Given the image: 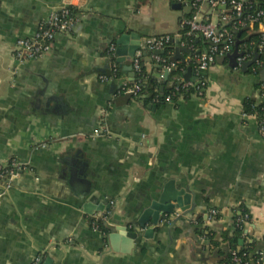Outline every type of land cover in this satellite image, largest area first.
<instances>
[{"label": "crops", "instance_id": "0c3cea01", "mask_svg": "<svg viewBox=\"0 0 264 264\" xmlns=\"http://www.w3.org/2000/svg\"><path fill=\"white\" fill-rule=\"evenodd\" d=\"M155 1L168 2L0 0V161L31 167L0 197V264H31L36 256L51 264H211L187 247L205 241L196 229L208 227L211 207L222 210L210 226L221 233L246 206L247 240L264 248V132L243 115L244 99L258 96L259 75L216 62L203 95L149 105L119 92L128 75L117 84L99 79L121 30L142 39L179 31L181 15L162 19ZM62 4L81 10L72 28L45 58L14 67L16 40L34 35ZM181 55L192 65L190 54ZM144 64L152 71L151 57ZM98 129L107 134L95 136ZM166 179L193 192V218L164 223L129 253L114 250L93 228L99 215L85 211L84 193L111 211L103 223L110 235Z\"/></svg>", "mask_w": 264, "mask_h": 264}, {"label": "built area", "instance_id": "2783aa9c", "mask_svg": "<svg viewBox=\"0 0 264 264\" xmlns=\"http://www.w3.org/2000/svg\"><path fill=\"white\" fill-rule=\"evenodd\" d=\"M173 4H181L183 7H188L186 12L180 19V28L174 34H161L145 37L142 40L140 48L132 57V64L135 72L141 71L142 56L145 52H151V58L156 62L164 59L159 51L165 50L171 43L174 42L175 48L177 45L187 47L190 52V62L193 66V76L190 80H185L182 73L174 76V84L172 91L164 97L165 102H173L174 96L182 90H192V95L201 96L209 84L208 72L210 68L217 62V59L232 52L237 44L238 34L246 30L248 35L256 33L259 35V43L257 51L261 56L264 55V0H168ZM70 4H62L58 8L52 10L49 16L43 20L33 37H25L17 39L13 56L15 59L24 62L29 59L44 58L51 50L53 41L56 36L69 31L77 19L73 15ZM184 30V31H183ZM183 31V32H182ZM201 40L202 45H197L196 41ZM242 47L239 45V50L244 51L242 56L237 58L238 67L253 59L254 56L246 54V48L249 43L244 39L241 40ZM178 43V44H177ZM117 45L111 42L108 47V56L117 58ZM175 51L172 52V56ZM181 61H170L161 73L171 70L172 67L178 68ZM264 65V59H256L252 65V73L258 75L257 70ZM114 75L108 76L101 74L99 79L102 82H110L116 77L118 70L117 63L112 65ZM122 79V78H121ZM120 79V80H121ZM140 90L139 84H130V80H122L120 83L119 92L131 93L132 96H138ZM260 96L264 98V82L260 86ZM161 97L156 96L155 101L160 102ZM245 117L253 116L243 112ZM260 129L264 132V122L259 123ZM107 133L102 130H96L95 136H104ZM41 145H45L44 143ZM29 163L23 162L17 158H11L5 161H0V197L5 193L6 189L11 186L12 179L24 172H30ZM114 203V202H113ZM241 206L234 210L233 224L244 228L245 237H248L249 230L253 226V218L248 210L242 212ZM111 211L106 212L103 216H93L92 226L95 230L101 232L104 236L108 235L103 223L109 216ZM223 218L222 210L217 207H211L207 213L206 222L208 227L220 221ZM169 222L168 219L164 220ZM197 223V221H195ZM205 241L207 240L204 236ZM264 242V236L262 238ZM239 249H230L232 261L235 264H264V248L257 250L255 256L248 257V253L240 255ZM31 264H42V257L36 256ZM217 264H220L217 263Z\"/></svg>", "mask_w": 264, "mask_h": 264}, {"label": "water", "instance_id": "95a60500", "mask_svg": "<svg viewBox=\"0 0 264 264\" xmlns=\"http://www.w3.org/2000/svg\"><path fill=\"white\" fill-rule=\"evenodd\" d=\"M172 7L175 9L182 8L181 4L178 3L173 4ZM34 35L28 37H33ZM142 40V34L135 30L129 29L121 30L119 32V35H117V38L113 40L117 45V61L120 67L123 68L124 75L129 76V80L134 79L135 71L132 62H130L129 64H125V61L128 57H133L135 55V52L141 46ZM241 42V40H238L236 46L232 48V52L227 54L226 56L219 57L217 59V62L224 63L225 61H227L229 67L232 69L238 67L237 58L244 54L243 50H239V45ZM14 49L15 44L12 49V53ZM182 51H185L191 55V52L187 47L177 45L175 48V54L171 57V61H181V63L187 65L185 58L181 55ZM161 52L162 51H159L158 53ZM260 57L261 55L256 52L253 59L245 62L242 65V71L246 72L249 67H251L255 63L256 59ZM29 60L21 62L15 59L16 64L14 67L20 69L23 64ZM175 71H177V68L172 67L171 70L166 69L163 72V84L161 86V91L172 87L174 81H169V78ZM182 76L185 80H190L193 76V66L187 65L186 72L182 73ZM259 77L260 80L258 83H263L264 65L259 68ZM126 96L132 97V94L126 93ZM158 186L159 187H157V189H155L148 195L144 203H142V205L139 207L136 213L137 215H134L133 219L125 220V224L119 225L112 233H110V235H107V239L109 238L114 250L118 249V245H122V252L129 253L131 252L135 244L141 243L144 238H152L154 233L156 232V228H159L164 223L176 224L181 219L193 218V210L195 207L193 192L177 183L175 179H166ZM82 200V205L87 213L93 214L97 212L100 217L104 215L105 206L103 204H101L100 206L93 205L92 202L95 200V198L92 191L88 190L86 193H84ZM109 207H111V205H109L108 208ZM165 219H168L169 222H165ZM205 242L206 241H203V243H200V245L198 246L193 242H188L187 247L191 250L193 256L204 255L205 257H208L213 261L211 264L219 263L223 259V256H221L217 250L212 251L210 245L205 244ZM244 243L245 239L242 238L239 242V245L242 246ZM229 250L230 249H228V251ZM51 261L52 260L48 258L44 263V259L42 258V264H51Z\"/></svg>", "mask_w": 264, "mask_h": 264}, {"label": "trees", "instance_id": "16d2710c", "mask_svg": "<svg viewBox=\"0 0 264 264\" xmlns=\"http://www.w3.org/2000/svg\"><path fill=\"white\" fill-rule=\"evenodd\" d=\"M172 3V2H171ZM173 4V3H172ZM71 11L73 15L77 16L81 10L75 6H71ZM183 16V15H182ZM181 16V17H182ZM184 31V30H183ZM182 31V32H183ZM239 40L244 39L245 41L253 44H249L246 48V54H250L251 56H254L257 51L258 43H259V35L256 33H252L248 35V32L246 30L241 31L238 34ZM115 42V41H113ZM197 45H202L201 40L196 41ZM242 47V44L240 45ZM175 51V44L174 42L169 45L165 50H162L160 53L161 56L166 59L165 62L160 61L156 62L154 59L151 58L153 69L152 71H147L145 67V59L146 57H151V52H146L142 56V66L140 72H135V77L133 80H130V84L138 83L140 90L138 92V96H132L135 99H141L146 105H149L150 103H155V98L157 95L161 97L160 102L157 103H163L165 102L164 97L168 95L172 89H165L164 91H161V86L163 84L162 78L160 77V74L164 70V67L171 61L172 52ZM107 64L105 70L101 73L103 75H114V71L112 68L113 63H117L118 70L116 72V77L110 82L112 84H117V82L120 81L122 77H124L123 68L120 67L117 58L109 57L108 56V49H107ZM261 59H264V55L260 57ZM187 65L184 63H180L178 65L177 71L173 72L171 74V78L174 79L175 75L181 74L182 70H186ZM248 73H252V66L247 70ZM257 73L259 75V70H257ZM260 86L261 83H258V96L257 97H247L243 101V112L249 113V114H255L257 116V120L259 123L264 122V98L260 96ZM120 89V88H119ZM192 90L186 91L182 90L180 93H177L174 96V100H178L180 96L189 97L192 95ZM242 212H246L249 209L246 206H241ZM200 223V221L198 222ZM104 226V224L102 225ZM105 230L108 232V229L104 226ZM196 232L204 235L206 237L205 244H209L210 247L214 250H217L218 253L223 256V259L220 261V264H235L232 261V254L231 251L228 249H239V254L243 255L244 253H248V257L255 256V253L257 250V242L256 241H248L245 237V232L243 227L236 226L235 224L232 225V227L226 231H223L221 233H218L214 229L210 227H206L204 229L197 228ZM244 238L245 243L240 246L239 242L240 240Z\"/></svg>", "mask_w": 264, "mask_h": 264}, {"label": "rangeland", "instance_id": "374dc122", "mask_svg": "<svg viewBox=\"0 0 264 264\" xmlns=\"http://www.w3.org/2000/svg\"><path fill=\"white\" fill-rule=\"evenodd\" d=\"M169 2V4H167ZM167 3H164L165 6L161 7L160 1H155V9L156 12L159 15H162V19L169 20L171 15L174 17V15H184L186 12H188V7H183L181 9H175L172 7V4L170 1ZM167 4V5H166Z\"/></svg>", "mask_w": 264, "mask_h": 264}]
</instances>
